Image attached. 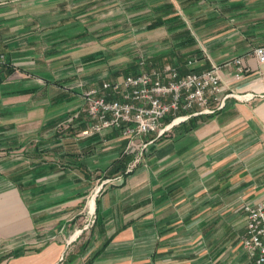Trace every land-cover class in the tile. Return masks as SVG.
<instances>
[{
    "label": "crops",
    "instance_id": "1",
    "mask_svg": "<svg viewBox=\"0 0 264 264\" xmlns=\"http://www.w3.org/2000/svg\"><path fill=\"white\" fill-rule=\"evenodd\" d=\"M92 1L0 0V264L244 260L241 205L264 199V63L249 55L264 45V0L152 4L159 11L148 25L173 45L170 65L181 70L183 53L181 71L220 66L222 94L233 95L221 110L145 137L146 164L121 182L125 139L81 135L89 120L75 71L101 69L92 40L120 34L93 29ZM238 56L249 68L239 79L223 65ZM92 79L90 87L101 83ZM98 180L91 229L75 239V216Z\"/></svg>",
    "mask_w": 264,
    "mask_h": 264
},
{
    "label": "built area",
    "instance_id": "2",
    "mask_svg": "<svg viewBox=\"0 0 264 264\" xmlns=\"http://www.w3.org/2000/svg\"><path fill=\"white\" fill-rule=\"evenodd\" d=\"M249 55L264 63V45L256 46ZM194 62L188 59L187 67L191 68ZM5 64L6 54L0 51V67ZM144 65L141 60L138 72L103 80L97 86L82 90L89 125L81 135H103L115 130L126 140V148L134 150L148 144L143 141L147 135L160 137L193 116L223 109L227 97L233 95L222 94L220 66L181 73L176 66ZM223 65H235L237 79L249 69L243 56ZM241 210L245 231L240 243L246 257L236 264H264V199L255 204L243 203Z\"/></svg>",
    "mask_w": 264,
    "mask_h": 264
},
{
    "label": "rangeland",
    "instance_id": "3",
    "mask_svg": "<svg viewBox=\"0 0 264 264\" xmlns=\"http://www.w3.org/2000/svg\"><path fill=\"white\" fill-rule=\"evenodd\" d=\"M111 1L116 4L110 3V0H93L91 2L92 9L94 10L92 15L96 18L93 29L97 30L107 26L109 30H112L115 26H119L117 27V32L120 34L108 39L95 38L92 40L91 48H99L103 51L93 56L95 59L100 58L97 62L103 63L100 66L101 69H96L95 71H75L76 79L79 84H85L75 87V93L78 94V96L80 95V98L82 90L90 87L89 78H93L95 82H102L103 80L136 73L140 69L139 62L141 60L145 62L144 66L147 67L153 66L162 68L173 64L172 59L174 56L171 55V51L174 50L173 45H171L167 38H164L161 27L154 28L157 26L156 22L152 25H148V22H152L153 16H156L159 11V8H154L152 4L160 0H138L141 6L137 8L132 6L135 0ZM136 17L138 21L132 20V18ZM148 26L154 29L151 30ZM175 57H177L178 60L176 59L174 63L177 64L179 61V65L181 66L180 69L182 70V64L185 59L188 58L187 55L180 53L179 56L177 53ZM78 67L79 65H76V68ZM110 67L112 69H110ZM153 136V134L147 135L146 138ZM150 140L152 139H144L143 141ZM147 145L130 150L126 148V141L124 140L122 157L124 159L123 162L126 164L125 167L123 164L120 175L121 179L117 182H121L123 176L130 173L138 166L146 164ZM111 173L113 172H107L106 177L112 176L110 175ZM102 186L103 181L101 180L91 184V188L82 202L83 211L81 214L75 216V230H72L69 234L72 235L77 229L80 230L75 239L82 238L85 233L88 234L90 231L92 220H94V214L96 213V198L101 193ZM91 199L94 203L92 211L88 208V202Z\"/></svg>",
    "mask_w": 264,
    "mask_h": 264
},
{
    "label": "bare ground",
    "instance_id": "4",
    "mask_svg": "<svg viewBox=\"0 0 264 264\" xmlns=\"http://www.w3.org/2000/svg\"><path fill=\"white\" fill-rule=\"evenodd\" d=\"M90 208H92V210H93V208H94V203L93 202L90 203Z\"/></svg>",
    "mask_w": 264,
    "mask_h": 264
},
{
    "label": "trees",
    "instance_id": "5",
    "mask_svg": "<svg viewBox=\"0 0 264 264\" xmlns=\"http://www.w3.org/2000/svg\"><path fill=\"white\" fill-rule=\"evenodd\" d=\"M181 71V70H180ZM183 72H185V71H181V73H183ZM192 126H196V124L194 123V124H192Z\"/></svg>",
    "mask_w": 264,
    "mask_h": 264
}]
</instances>
